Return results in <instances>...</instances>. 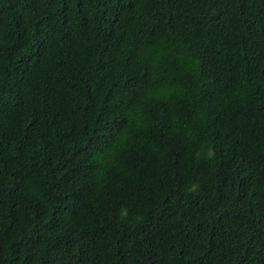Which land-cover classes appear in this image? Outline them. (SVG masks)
<instances>
[{"label":"trees","instance_id":"16d2710c","mask_svg":"<svg viewBox=\"0 0 264 264\" xmlns=\"http://www.w3.org/2000/svg\"><path fill=\"white\" fill-rule=\"evenodd\" d=\"M0 264H264V0H0Z\"/></svg>","mask_w":264,"mask_h":264}]
</instances>
